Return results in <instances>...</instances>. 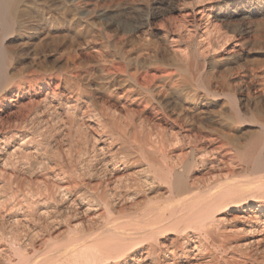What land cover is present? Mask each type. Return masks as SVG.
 Segmentation results:
<instances>
[{
  "label": "rangeland",
  "instance_id": "374dc122",
  "mask_svg": "<svg viewBox=\"0 0 264 264\" xmlns=\"http://www.w3.org/2000/svg\"><path fill=\"white\" fill-rule=\"evenodd\" d=\"M36 1L44 2L49 7H51L50 3L60 5L63 4L61 2H65L64 0ZM78 1L81 8L72 16V23H70L72 17L69 16L66 20L56 22L49 31L31 34L27 38L28 41H19L22 46L18 41L10 44L19 58V62L10 71L12 75L25 73V70L29 69L47 73L49 70L50 73L53 70L70 73L74 69L78 74L80 69L82 72L87 68L82 72H86L85 74L77 75L81 76V78L77 77L79 81L76 79L75 83H70L72 89L69 88L68 83L65 87L61 86L62 95L59 99L63 102L71 98L69 96L71 90L75 89L73 95L79 87L82 90V97L80 96L81 99L76 102L77 114L74 115L75 117H68L65 113L61 115V130L59 133H53L54 137L47 136L53 140L46 138V145H41L37 152L39 154L34 157L38 161L33 158L30 160L34 173L32 176H27L28 178L31 179L35 175L34 180L42 178L45 183L49 182V187L56 183V186L61 185L59 187L62 191H72L71 195L75 196L73 209L79 205L75 213L79 212L78 216L82 218L81 211L84 205H89L92 226L94 225L92 228L99 232V228L103 227L108 218L110 221L115 219V223L123 222L122 216L125 218L127 212L128 215L139 213L149 207L150 203L147 202L151 199L161 200L165 197L166 188L155 184L152 190L159 191L157 195L154 191L143 187L146 189L140 190L139 195H141L135 198L134 204L123 201V194L128 191L127 189H132L138 172L143 171L144 167L146 169L142 157H145V160L150 154L160 163L162 157L159 156L168 152L169 155H166L169 158L168 165L171 167L174 163L171 168L176 171L190 169L189 176L197 180V183L200 181L201 188L205 185L204 182H210L206 185L213 186L215 181L219 184L220 179H224L223 176L217 175L218 172L214 168L216 162L212 158L217 155V151L220 153L218 156L223 154L221 157L228 165L230 161L231 165L240 167L251 160L249 145H252L253 139L264 133V0H86L87 3H84L85 0ZM82 1L83 3L80 4ZM82 4L85 6L83 7ZM84 9L94 13L91 15L93 20L84 19V15L81 14ZM186 20L193 26V29L189 26L193 30L190 33H186L183 27ZM69 24L72 26L70 27ZM205 27L212 29L209 37L203 34ZM167 32L175 39L173 43H169L164 38ZM84 39H87V42ZM85 44H88V48ZM69 48L72 52L68 50ZM80 48L83 50L81 51ZM175 48L183 49L181 56L185 66L179 64V58L176 59L177 61L174 60L172 50ZM66 50L72 55L70 60L76 56L73 61L66 58L70 54ZM192 50L196 53L195 61L191 57ZM59 52L63 56L58 54ZM63 52L68 55H64ZM73 53L76 55L73 56ZM77 55L80 56L78 59ZM154 58H158L157 64ZM187 60L190 61L189 64ZM147 66H159L173 74L176 81L180 82L181 89H184L185 97L180 92L177 93L172 89L173 92L170 91L169 88L158 92L160 94H155L153 99L144 93L140 96L135 92L132 93L133 83L130 76H137ZM116 71L119 73L116 74ZM113 72L118 76L116 80L110 81L106 74ZM190 78L195 79L189 80ZM204 87L209 89L208 95ZM125 88L128 90L125 91ZM85 98H89L88 102ZM8 118L10 125L13 126L16 117ZM207 139H211L210 142ZM138 145L145 149L143 156L138 154L140 148ZM205 145L207 149L209 148L208 151L215 155L209 154L210 156L200 158L198 149ZM157 146L162 148V151L163 148L167 151L163 153L160 148L157 149ZM152 148H156L157 156L152 153ZM202 158L206 162H203ZM36 162L43 163L42 166L47 169L40 168V165L38 169ZM86 164L87 166L91 164V168L86 167ZM48 165L51 167L49 168ZM236 166L235 168H238ZM135 172L136 177L133 175ZM55 173L56 182L51 176ZM32 179V183H35L36 180L34 182ZM59 179L60 183H58ZM125 185L126 187L128 185V188ZM107 200L111 205V213L113 212L110 217L104 208ZM63 205L64 202L60 209L62 213L67 206ZM63 216H66V212L63 215L60 212V217L62 222L67 221ZM63 227L66 228V225ZM63 227L61 229L64 230ZM207 249L213 250L210 246ZM254 250L255 247H252L251 252ZM205 256L203 255L202 258L204 259ZM206 259L207 256L204 260Z\"/></svg>",
  "mask_w": 264,
  "mask_h": 264
},
{
  "label": "bare ground",
  "instance_id": "6f19581e",
  "mask_svg": "<svg viewBox=\"0 0 264 264\" xmlns=\"http://www.w3.org/2000/svg\"><path fill=\"white\" fill-rule=\"evenodd\" d=\"M64 1L61 2L63 4L59 3L60 5L50 3L51 7H49L44 2L36 0L29 2L28 0H0V264H264V133L259 134V137L253 139L254 141L252 140V145H249L251 160L249 159L248 163H244L245 165H240V167L235 165L238 168H235L233 163L231 165L230 161L229 165L226 164L221 157L223 154L218 156L220 153L216 152L217 149H215L217 155L213 156L215 154L208 151L209 148L207 149L206 145L199 147V157L213 154L212 159H215L214 161L216 162L214 168L218 172L217 175L224 177V179H220L219 184L215 181L213 186L206 185L210 184V182L206 183L203 181L205 185L202 188L200 187V181L197 183V180H193L189 176L190 169L186 168L183 170L181 166L183 171L180 169L176 171L171 168L175 164H170L172 165L171 167L168 165L167 161L169 158L166 155L169 154L166 152L167 150L164 151L165 149L163 148L162 151V148L157 146V149L160 148L163 153L166 152L167 154L165 155L164 153V155L159 156L162 157L160 158V163L154 159L155 157H151L150 154L145 160V157H142L143 162L145 161L144 166H146V169L143 166L145 170L143 169L138 174L136 172L133 174L134 176L137 174V178L133 181L132 189H127L128 191L123 194V201L133 202L143 187L154 191L152 189L156 186L155 184L163 185L166 188H163L166 190L165 197L161 199L162 201L158 198L148 200L147 204L150 203L149 207L145 208V210L141 209L143 211H139V213H130L128 215L127 212V215H124L125 218L121 215L123 222L117 221L115 223V219L110 221L108 218L109 221L107 220L103 227L99 228V232L92 228L94 225L92 226L93 222L89 205H84V209L82 211L79 210L82 218L78 216L79 212L75 213L79 205L73 209L75 207V196L71 195L73 194L71 193L72 191H62L61 187H59L60 184L56 186V183L53 184L52 181L50 182L53 185L49 187V182L48 186L47 183L42 181V178L41 180H36L35 178V182L34 175L33 179H31L34 180L35 184L27 177L32 176V173H34L30 160L33 158L38 161L34 157L39 154L37 152L41 145H44L50 138H47V136L53 135L52 137H54V134L59 133V130H61V115L65 113L69 117L77 114L76 102L81 99L82 90L79 87L74 95L73 91L75 89L71 90L69 92L71 98L65 99L66 102H63L59 99L60 95H62L60 93L61 86L65 87V84L68 83L69 88L72 89L70 83H75L74 81L78 79L77 77L81 78V76L77 75L87 68L82 72H80V69L78 74L73 69L76 66H72L73 72L70 73H59L54 72V70L52 73H50L51 70L47 73L46 71L41 72L42 70L29 69L25 70V73L21 71L22 73H18V76L12 75L13 73L11 74L10 71L19 62V58L16 50L13 49L14 47L11 48L10 44L15 41H28L27 38L31 34L35 35L39 32L49 31L50 27L56 22L76 15L77 10L81 8L79 1ZM87 2L85 0L84 3ZM84 10L81 13L84 15V19H92L91 15L94 13L91 10ZM70 20V23H72L73 17ZM80 21H82V18ZM189 26L193 29V26L186 20L183 25L186 33H190L192 30ZM210 30L209 27H205L204 36H208ZM164 38L169 43H173L175 40L168 35V32L164 35ZM84 40L87 42V39ZM21 42H19V45L22 46ZM25 46L27 45L25 44ZM187 48L186 46V50ZM181 50L180 48L173 49V58L174 60L179 58V64L185 66ZM65 53L64 55H68ZM190 53L195 61V51L192 50ZM60 55L63 56V54ZM74 55L76 53H73ZM70 57H72L71 53L66 58L70 60ZM75 57L73 58L75 59ZM69 60L67 61L69 62ZM154 62H158V58H154ZM189 63L190 61H188ZM181 68L184 69L185 67ZM118 73L116 71V74ZM116 74L113 72L106 75L109 76L110 81H113L118 76ZM196 75L198 76V74ZM84 78L82 77V79ZM130 79L133 83V88H128L133 89L132 93L135 92L137 96L144 93L153 99L155 94H160L158 92L165 88L177 93L180 92L182 95L185 93L184 89H181L182 86L179 85L180 82L176 81L175 76L159 66H147L137 76H130ZM69 88L67 89L69 90ZM204 90L208 95L209 89L204 87ZM184 95L183 97H185ZM89 98H85L86 102H88ZM9 116L16 117L15 120L13 119V126L10 125ZM235 117L237 115L234 116V119ZM157 143L159 144V142ZM138 147L140 146L138 145ZM138 147L136 146V148ZM151 147L150 145L149 148ZM218 149L219 151L221 150L220 147ZM138 150L140 156L145 154V149L142 146ZM138 150H136V153ZM193 150L191 151L193 152ZM146 151L148 153V150ZM155 151L156 148H152L153 154L157 153ZM196 153L194 154L197 156ZM170 156L172 157V155ZM43 159L45 160L44 157ZM202 159L204 162L205 159ZM202 159L200 162H202ZM203 162L201 165H203ZM219 163L220 165H218ZM35 164L38 165V169L39 165L40 168L45 167L40 162ZM90 166L91 164L88 166L86 164V167L91 168ZM45 168L47 169V167ZM51 171L53 172V170ZM51 176L52 180L54 179L56 182V173ZM49 180H51V177ZM58 183H60V179ZM126 188H128V185ZM158 192H155V194L157 195ZM111 194L113 193L111 192ZM107 196L109 195L107 194ZM103 197L105 198V196ZM112 198H114L113 195ZM108 200L103 204L110 217L113 212L111 213V205L107 203L111 202V199ZM63 202L65 203L63 206L67 205L64 209L66 216H63L67 218V221L64 220L62 222L60 212L61 215L65 212L62 213L60 209H62L61 205ZM159 203L162 204L158 205ZM93 218L94 216L92 215ZM62 224L66 225V228L63 227L64 225L62 226L64 230L61 229ZM208 246L213 250L209 251L210 249H207ZM252 247H255L254 252H251ZM203 255L207 256L206 260H204L206 256L204 259L202 258ZM259 255L262 257L260 258ZM201 258L204 261H201Z\"/></svg>",
  "mask_w": 264,
  "mask_h": 264
}]
</instances>
